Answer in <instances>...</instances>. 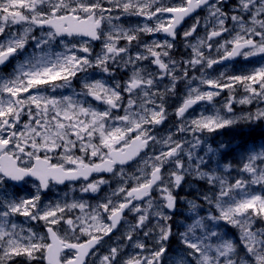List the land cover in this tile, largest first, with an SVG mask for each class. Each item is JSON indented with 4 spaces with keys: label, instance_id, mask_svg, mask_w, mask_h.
<instances>
[{
    "label": "snow or ice",
    "instance_id": "snow-or-ice-1",
    "mask_svg": "<svg viewBox=\"0 0 264 264\" xmlns=\"http://www.w3.org/2000/svg\"><path fill=\"white\" fill-rule=\"evenodd\" d=\"M259 125L264 0H0V264H264Z\"/></svg>",
    "mask_w": 264,
    "mask_h": 264
},
{
    "label": "trees",
    "instance_id": "trees-1",
    "mask_svg": "<svg viewBox=\"0 0 264 264\" xmlns=\"http://www.w3.org/2000/svg\"><path fill=\"white\" fill-rule=\"evenodd\" d=\"M263 134L264 130L262 129V125L256 126L255 131L253 132V140H256L257 138L261 137Z\"/></svg>",
    "mask_w": 264,
    "mask_h": 264
},
{
    "label": "flooded vegetation",
    "instance_id": "flooded-vegetation-1",
    "mask_svg": "<svg viewBox=\"0 0 264 264\" xmlns=\"http://www.w3.org/2000/svg\"><path fill=\"white\" fill-rule=\"evenodd\" d=\"M64 94H66V92L64 93ZM54 95H56V94H54ZM30 190V189H29ZM54 198V193H52V192H49V193H46L45 194V199L47 200V199H53Z\"/></svg>",
    "mask_w": 264,
    "mask_h": 264
},
{
    "label": "rangeland",
    "instance_id": "rangeland-1",
    "mask_svg": "<svg viewBox=\"0 0 264 264\" xmlns=\"http://www.w3.org/2000/svg\"><path fill=\"white\" fill-rule=\"evenodd\" d=\"M66 92V94H71L70 92H68V91H65ZM172 107H174L175 106V101L172 103V105H171ZM201 107V106H200ZM238 111H239V108H238ZM174 119V118H173ZM169 123V122H168ZM167 127V126H166Z\"/></svg>",
    "mask_w": 264,
    "mask_h": 264
}]
</instances>
